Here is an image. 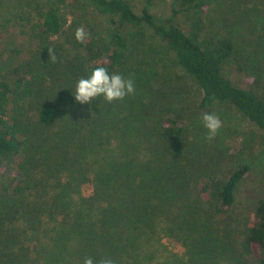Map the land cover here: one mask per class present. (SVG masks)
Returning <instances> with one entry per match:
<instances>
[{
	"label": "trees",
	"instance_id": "16d2710c",
	"mask_svg": "<svg viewBox=\"0 0 264 264\" xmlns=\"http://www.w3.org/2000/svg\"><path fill=\"white\" fill-rule=\"evenodd\" d=\"M77 1L89 4L100 30L70 41L64 17L47 3L36 11L27 58L0 68V167L14 168L0 189V264H84L89 257L93 264L105 257L112 264H264V197L252 204L250 224L240 222L236 202L249 165L200 186L205 178L168 165L183 148L176 120L153 121L163 153L140 157L116 151L123 142L112 146L102 96L91 104L73 97L97 66L120 74L127 31L146 30L195 81L201 110L230 105L264 132V75L237 67L248 86L237 85L224 71L239 53L235 38L208 28L206 16L221 0H171L161 22L145 7L135 13L127 0ZM183 15L185 27L177 23ZM61 36L67 42L53 47L50 39ZM161 232L184 252L167 251Z\"/></svg>",
	"mask_w": 264,
	"mask_h": 264
},
{
	"label": "rangeland",
	"instance_id": "374dc122",
	"mask_svg": "<svg viewBox=\"0 0 264 264\" xmlns=\"http://www.w3.org/2000/svg\"><path fill=\"white\" fill-rule=\"evenodd\" d=\"M127 1L135 13L145 7L158 22L171 14V0ZM47 3L53 4L64 17L65 35L70 41L78 27H83L87 33L93 28L100 30L96 14L83 1L0 0L1 69L7 62L18 64L27 58L28 47L35 44V41L28 42L39 23L36 11L45 8ZM206 18L210 31L232 34L237 42L239 53L224 68L237 85L248 86L236 71L237 67L264 75V0H221ZM188 19L186 15L179 16L177 23L185 27ZM125 36L128 53L120 75L133 78L135 93L122 101H105L109 107L105 119L113 120L106 134L112 146L123 142L124 147L115 148L116 151L138 153L140 157L152 153L159 157L163 150L154 139L153 121L160 117L176 120L183 130V148L181 154L170 158L168 165L178 174L203 177L205 179L199 184L204 186L222 179L224 172L231 168L242 164L250 166L236 193L240 222L243 216L244 223L250 224L252 204L264 197V132L230 105L218 104L207 111L201 110V90L173 63L163 43L146 30L129 29ZM62 37L50 39L53 47L67 42ZM203 113L214 114L222 122L211 140L207 139L208 133L201 120ZM13 173V167L11 170L0 167V189L8 185ZM90 193L91 184L82 186V196ZM236 218L230 216L232 222ZM160 237V242L171 254L184 252V247L174 238L162 232Z\"/></svg>",
	"mask_w": 264,
	"mask_h": 264
},
{
	"label": "clouds",
	"instance_id": "9594fccd",
	"mask_svg": "<svg viewBox=\"0 0 264 264\" xmlns=\"http://www.w3.org/2000/svg\"><path fill=\"white\" fill-rule=\"evenodd\" d=\"M89 33L83 27L75 30L74 37L77 42H83L89 37ZM52 62L56 61V56L50 57ZM135 93V84L131 76L124 78L117 73L110 74L103 66H97L91 71L90 76L78 80L74 100L80 104H91L97 97L102 96L108 103L122 101L125 97ZM201 120L204 128L207 130V139H213L220 128L222 122L218 116L211 113H203ZM84 264H93L92 258H87ZM98 264H112L111 259L102 258Z\"/></svg>",
	"mask_w": 264,
	"mask_h": 264
}]
</instances>
